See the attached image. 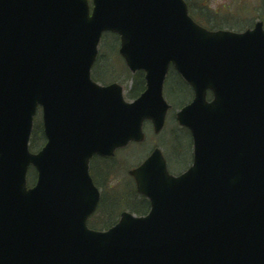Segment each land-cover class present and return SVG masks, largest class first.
<instances>
[{"label":"water","instance_id":"1","mask_svg":"<svg viewBox=\"0 0 264 264\" xmlns=\"http://www.w3.org/2000/svg\"><path fill=\"white\" fill-rule=\"evenodd\" d=\"M104 31L145 72L132 102L90 77ZM170 64L194 91L176 115L192 165L172 176L154 149L129 172L149 213L89 230V160L142 141L144 120L162 129ZM38 105L46 143L33 154ZM0 264H264L263 23L208 31L183 0H93L91 12L87 0H0Z\"/></svg>","mask_w":264,"mask_h":264},{"label":"rangeland","instance_id":"2","mask_svg":"<svg viewBox=\"0 0 264 264\" xmlns=\"http://www.w3.org/2000/svg\"><path fill=\"white\" fill-rule=\"evenodd\" d=\"M201 1L202 4L206 6L208 11L214 12L212 16H214L216 20L211 19V24H214L215 22H218V19L223 18H229L228 20H232L234 22L237 21L236 24L232 23V26L217 25L216 27H213L214 29L220 27L223 29L239 32L252 27L257 20H261L264 24V16L262 14V12L264 11V0ZM224 23L229 24L227 22ZM210 25L208 26L211 27ZM204 26L207 29H212L206 25ZM118 47L119 44L115 36L110 34L104 35L101 39L99 45V55L96 63L92 67L91 74L92 77H98V79H101V81L99 82L102 84H109L113 82L120 84L124 89L125 99L129 101L131 98L128 97V91L132 86V74L127 70L125 64L119 59V56L117 54ZM102 71L104 72V74ZM100 72H102V74L97 75V73ZM163 94L165 99L171 105V110L169 111V114L166 118L167 122L165 128L161 133L154 134L151 124L146 123L144 125V131L146 135L144 143L138 145H130V150L132 151L127 153L125 152L126 154L118 153L119 158H115L116 161H114L113 164H110L113 165L110 167V170L112 172V175H116V179L108 184L106 193L107 191L112 190L115 186L118 190L126 189L124 183H126V181L130 178L129 174H127L128 170L137 166L141 161H143V159H145L149 155L154 147H158L161 149L167 161V168L172 174L183 172L191 164V139H189L187 132L178 128L180 126L175 123V119L173 117V113L175 114V112L182 105L173 104L179 101L176 97L184 98L187 101L191 98V92L189 90V87L185 85V83L177 75L171 74L169 77H167L166 83L163 88ZM186 103H188V101L183 105H185ZM36 119L40 120V110L37 112L34 122ZM94 169L95 168L93 167V170ZM122 210L131 211V209L128 208ZM107 219L108 218L106 213L101 212V208H99L94 217L90 220V224L97 229H105L102 222Z\"/></svg>","mask_w":264,"mask_h":264},{"label":"trees","instance_id":"3","mask_svg":"<svg viewBox=\"0 0 264 264\" xmlns=\"http://www.w3.org/2000/svg\"><path fill=\"white\" fill-rule=\"evenodd\" d=\"M185 2L188 6L190 15L198 23L208 26L211 24L210 23L211 19L216 20V18L212 16L214 12L208 11L206 6L202 4L201 0H185ZM262 14L264 16V11L262 12ZM228 19L229 18L218 19V22H215V23L213 22L214 24H211L210 25L211 27L209 26L208 27L214 29L213 27H216L217 25L232 26V23L233 24L237 23V21L234 22ZM224 22H227L229 24H226ZM217 28H220V27H217ZM102 72L97 73V75L102 74ZM93 78L97 81H101V79H98V77H93ZM131 81H132V86L130 90L128 91V97L135 98L143 91L144 86H145L143 73L139 72V73L132 75ZM191 96H192V92H191ZM176 98L179 101L177 103H174L175 105H181L186 102V99L184 98H180V97H176ZM182 130L185 131L184 129ZM44 142H45V136L43 134L42 125H41V122L37 120L34 124L33 131L31 134V139H30L31 150H38L44 144ZM114 161H116V159H102V158H95L92 161L93 178L95 182L97 183V185L103 188L100 208H101V212L106 213L107 218H108L107 220H104L102 222L104 228H107L115 223L118 217V214L122 209L128 208V209H131V211L136 214H144L149 208V204L144 198L140 196H138L140 198L137 197V194L134 191L133 182L131 181L130 178L129 180L126 181V183H124V185L126 186V189L118 190L115 186L112 190H109L106 193V188L108 187V184H110L112 181L116 179V175H112V172L110 170V167L113 166L110 164L111 163L113 164ZM93 167L95 168L94 170H93ZM35 176L36 175H35L34 170H31L30 176H29L30 183L35 181ZM136 198H138L139 200Z\"/></svg>","mask_w":264,"mask_h":264}]
</instances>
